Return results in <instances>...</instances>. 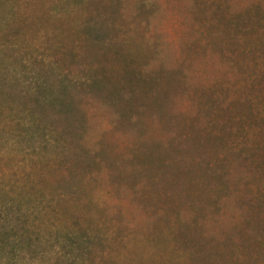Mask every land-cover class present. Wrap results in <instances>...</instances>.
I'll list each match as a JSON object with an SVG mask.
<instances>
[{"label":"rangeland","instance_id":"1","mask_svg":"<svg viewBox=\"0 0 264 264\" xmlns=\"http://www.w3.org/2000/svg\"><path fill=\"white\" fill-rule=\"evenodd\" d=\"M137 1L122 0L121 16L109 15L112 33L133 44L134 56L135 46L143 52L138 67L158 68L163 54L181 64L186 93L160 94L165 117L146 111L135 126L116 122L102 99L81 96L82 143L95 165L21 98L48 63L73 79L87 75L81 63L94 72L93 57L68 53L79 48L84 2L0 0V264H190L179 236L168 234L177 210L202 203L213 211L202 234L219 264H264V0H145L148 12ZM105 46L88 48L103 54Z\"/></svg>","mask_w":264,"mask_h":264},{"label":"trees","instance_id":"2","mask_svg":"<svg viewBox=\"0 0 264 264\" xmlns=\"http://www.w3.org/2000/svg\"><path fill=\"white\" fill-rule=\"evenodd\" d=\"M82 2H84L88 17L86 19L80 18L76 22L75 34L78 35L79 48L77 53L73 50H69L68 53L70 56L76 55V57L81 55L84 60L88 58L92 62L91 58L93 57L94 61L97 60L94 72L92 73L91 69L84 68V63H81L83 64L81 70L84 69L87 75L73 79L68 73L59 71V67L55 63H48L47 68L43 65V68L39 71V76H36L35 81H37V84L33 91L30 90L21 98L26 100L24 106L28 109L30 115L34 114L44 126H46V123L48 124L45 127L46 130L53 134H57V132L61 134L62 132L63 135H73L74 139L77 140L78 154L83 153L84 159L89 164L98 165L101 161H97L95 155L90 154L92 148H87L82 143L83 133L87 130V116L80 106L81 96L87 97L86 95H88L89 98L102 99L110 108L111 106L112 108L115 107L113 119L116 122L125 117V122H128L127 125L135 126L139 123L136 119L137 114L142 115L146 111L165 117L164 100L159 99L160 94L165 97L174 96L177 93L185 94L189 79L181 64H179L180 66L167 64L166 54H163V58L159 59V67L156 69H149L148 64L138 67L136 54L141 56L143 52L135 46L136 54L134 56V52L128 49L133 44H124L121 39L116 40L117 34L112 33L115 30L112 25L114 23L113 18L109 21V15L114 16V19L121 16L122 0H112L110 4L112 8L102 0H82ZM133 4L140 11L146 10L148 12L147 9L153 7L145 0H138ZM236 20H238V24L241 19L237 18ZM213 38L215 36L213 37L210 33H207L205 37L209 43L216 42ZM108 42L109 45L106 47L105 44ZM89 43L96 44L99 47L104 45L106 47L105 53L99 54L92 51L91 54L88 48ZM50 49L55 50L56 48ZM108 60H113L115 63H108ZM108 64H112L116 69V75L113 78L109 76L108 70H111V67L108 69ZM149 95L154 96L153 99H156L158 103H154L153 106L148 104L149 101L147 102L146 99ZM27 105L31 106V109L27 108ZM131 105L134 108L132 111L135 112L133 116L128 114ZM125 106L127 107L125 108ZM183 122L178 120L177 124L183 127L185 126ZM37 126L40 127V125ZM210 134L212 133H208L207 136H210ZM212 135L213 140L224 141L223 136ZM56 142H59V140L56 139ZM173 150L178 152L175 147H173ZM160 163L161 167L169 168L170 171L176 165L169 166V163L163 161H160ZM177 168L175 167V169ZM67 170L69 174L67 176L72 177L71 168ZM117 175L121 177L123 173ZM174 181L180 182L178 179H174L172 181L173 185L176 183ZM206 206L204 203L201 205L191 204L183 211L177 210L175 227L168 234L169 236H179L186 254L189 256L188 261L190 264H219V259L221 260L220 254L214 251L216 248L208 244L210 243L209 238L202 234L204 228L201 225V219L207 217L204 216V213H213V211H210L209 203H206ZM172 212L174 215L175 208ZM215 224L216 227L219 225L218 223Z\"/></svg>","mask_w":264,"mask_h":264}]
</instances>
